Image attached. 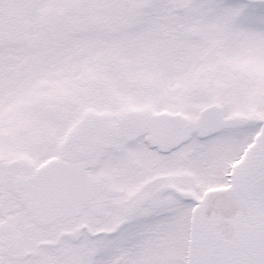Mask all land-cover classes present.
I'll return each mask as SVG.
<instances>
[{"label":"snow or ice","instance_id":"6c2138e0","mask_svg":"<svg viewBox=\"0 0 264 264\" xmlns=\"http://www.w3.org/2000/svg\"><path fill=\"white\" fill-rule=\"evenodd\" d=\"M0 264H264V0H0Z\"/></svg>","mask_w":264,"mask_h":264}]
</instances>
